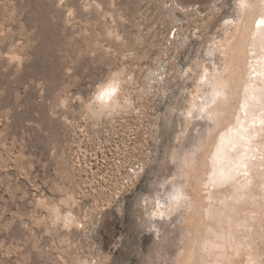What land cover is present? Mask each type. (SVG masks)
I'll return each instance as SVG.
<instances>
[{
  "label": "rangeland",
  "instance_id": "rangeland-1",
  "mask_svg": "<svg viewBox=\"0 0 264 264\" xmlns=\"http://www.w3.org/2000/svg\"><path fill=\"white\" fill-rule=\"evenodd\" d=\"M0 264H264V0H0Z\"/></svg>",
  "mask_w": 264,
  "mask_h": 264
}]
</instances>
